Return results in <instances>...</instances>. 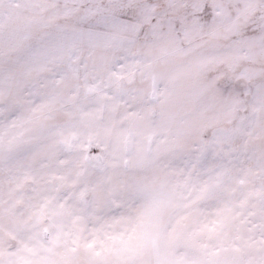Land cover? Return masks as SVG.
I'll return each mask as SVG.
<instances>
[{"label": "snow or ice", "instance_id": "6c2138e0", "mask_svg": "<svg viewBox=\"0 0 264 264\" xmlns=\"http://www.w3.org/2000/svg\"><path fill=\"white\" fill-rule=\"evenodd\" d=\"M0 264H264V0H0Z\"/></svg>", "mask_w": 264, "mask_h": 264}]
</instances>
